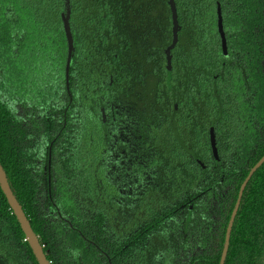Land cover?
Segmentation results:
<instances>
[{"label": "trees", "instance_id": "trees-1", "mask_svg": "<svg viewBox=\"0 0 264 264\" xmlns=\"http://www.w3.org/2000/svg\"><path fill=\"white\" fill-rule=\"evenodd\" d=\"M168 2L69 0L66 86L65 0H0V165L50 264H219L264 156V0H174L169 59ZM0 264H37L1 190ZM224 264H264V164Z\"/></svg>", "mask_w": 264, "mask_h": 264}, {"label": "water", "instance_id": "water-1", "mask_svg": "<svg viewBox=\"0 0 264 264\" xmlns=\"http://www.w3.org/2000/svg\"><path fill=\"white\" fill-rule=\"evenodd\" d=\"M170 12H171V19H172V42L170 47L166 51V56L167 59H169V54L170 51L174 48L176 42H177V33H178V21H177V15H176V8L174 4V0H169L168 2ZM65 11L61 15V21H62V28H63V34L65 38V43H66V50H67V56H66V61H65V72H64V78H65V83L66 86L68 85V72H69V65H70V60L72 56V51H73V39H72V34L70 31V26H69V18H70V6H69V0H65ZM217 32L220 37L221 41V47H222V52L223 55H226L227 49H226V39L223 31V26H222V17L220 10L218 9L217 11ZM210 148L212 151L213 156L216 158L217 157V151L215 147V141H214V136L213 132H210ZM264 164V156L252 167V169L249 171L247 177L244 179L243 183L240 186L237 200L235 203V206L233 208V211L231 213L230 219L228 221V225L226 228L225 232V237H224V244L219 260V264H224L227 251H228V246H229V240H230V234L232 230V226L234 223V219L236 217L240 201L242 198L243 191L251 179V177L254 175V173ZM0 190L2 194L4 195L6 202L9 206V209L11 210L12 214L14 215L17 223L19 224V227L25 237V241L27 242L29 248L32 251V254L37 262V264H50L47 261V258L45 256V253L43 252V247L40 245L36 235L34 234L33 230L31 229V226L29 224V221L27 220L26 216L24 215L21 206L13 196L11 189L9 187L6 175L0 165Z\"/></svg>", "mask_w": 264, "mask_h": 264}]
</instances>
